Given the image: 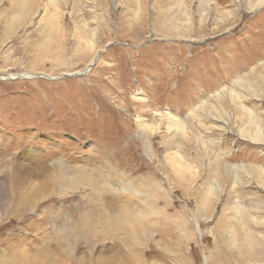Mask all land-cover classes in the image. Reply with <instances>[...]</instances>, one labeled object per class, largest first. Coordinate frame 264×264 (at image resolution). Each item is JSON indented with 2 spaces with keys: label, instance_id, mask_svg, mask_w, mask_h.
<instances>
[{
  "label": "rangeland",
  "instance_id": "374dc122",
  "mask_svg": "<svg viewBox=\"0 0 264 264\" xmlns=\"http://www.w3.org/2000/svg\"><path fill=\"white\" fill-rule=\"evenodd\" d=\"M253 4L0 0V264L264 261V4ZM27 71L38 73L19 76ZM18 133L34 154L6 149ZM42 158L136 178L140 193L122 192L142 223L136 237L114 213L108 232L82 237L88 211L103 228L87 187L31 177L18 196L14 165Z\"/></svg>",
  "mask_w": 264,
  "mask_h": 264
},
{
  "label": "bare ground",
  "instance_id": "6f19581e",
  "mask_svg": "<svg viewBox=\"0 0 264 264\" xmlns=\"http://www.w3.org/2000/svg\"><path fill=\"white\" fill-rule=\"evenodd\" d=\"M251 2H254L253 7L254 6H260V5L264 4V0H250V3ZM177 26L178 25H176V23L173 20H171L170 22L168 21V23H167V29L170 30V31L171 30L174 31V29H176ZM49 31H51V30H49ZM176 32H177V30H176ZM93 34H92V38L94 36ZM95 56H96V54H94V56L92 57L91 61L89 62V64L87 65V67L84 70H82L80 72H77L76 74L77 75H79V74L80 75L87 74L88 69L91 68V65L90 64L96 59ZM36 59H40V58L39 57H36ZM37 73L38 72H36V71H27V72H25V73H23L22 75H19V76L20 77H29L30 78V77L35 76ZM63 75L64 76L65 75L71 76V75H75V72H71V73H68V74L67 73L66 74L64 73L61 76H63ZM61 76H59V77H61ZM12 78H14V77H12ZM56 78H58V77H55V79ZM240 83H241V81H238V84H240ZM249 115H251V114H249ZM162 117H165L166 119H168V122L170 124L169 125L170 127L173 126V124H172V122H173L172 121V118L174 116H172L171 113L166 112L164 115H162L160 117V119ZM138 118H139V115L137 114L136 120H138ZM138 125L141 128V127H143L145 125V123L143 124V123H141L139 121L138 122ZM176 127L177 128H180V125H176ZM144 128H146V127H144ZM20 132H21V130H20ZM142 132H143V130H142ZM258 135H260V134H258ZM254 136H257V135H254ZM144 137H145V141H144L145 148H144V150L146 151V154H148L149 156H151L152 154H151L150 141H149L148 136L146 134H145ZM24 142H25V136H24V134L18 133V136H16L15 139H14V141H13V143H11L12 146H9V144L7 143L6 149L9 150L10 148L13 147V148H15L18 151V153H21V155L26 156V157H29L30 153L32 154L33 151H30L29 149H27L25 147V143ZM100 148H101V146H100ZM106 148H108V147H106ZM111 148H112L111 151H113V150H116L117 151L120 147H119V144H115V145H112ZM53 153L54 154L56 153V155L58 154V152H53ZM53 153L44 154V157L45 156H53ZM61 155H59V156L61 157ZM66 155L68 157H70V155L68 153ZM113 157L115 158V153L113 154V156L111 158H113ZM111 158L110 159H104V160L106 162L107 161L112 162V161H110V160H113ZM169 160H170V158H169ZM8 163H10V161ZM34 164L35 165L32 166L31 164H27V163H23V162L22 163H16L14 165V171L11 169L13 171V175L11 177V185L10 186L11 187H14L13 190H14V192L18 193L17 194L18 196H19V194H21V189H23L22 186H24V184H26L31 177H39L42 180V183L45 182V181L46 182H53L52 178L54 177V178L57 179L58 185L59 184L65 185L68 189H71V190H75V189L80 188V187H83V188L87 187L90 191H92V194L91 195L97 201V203L99 205V211H100V216H101V218L99 219V221H100V224H101V226L103 228H102V230H100L99 232H97V229L95 228V226L93 224V221L91 220V219H93L95 217V215H93L94 214L93 212L88 211V212L85 213V215H82L81 216V219L82 220L80 222H82V230H83L82 237H84L86 241H90V238L91 237H92L93 240L96 238L97 233H105V232H108L107 227H106V224L108 222L107 220H108L109 216L112 213H114V216H113L114 218H116V219L124 222L123 226H124V228H127V233L131 235L130 237L131 238H135L136 237V233H138V232H136V230L142 225V223L139 220L140 218H137L136 216H134L133 213L128 209V207L126 205L127 203H125V201H128L129 200V197L127 195H122V192H124V190H126V191L133 190V191H136V193H140L139 190L140 189H143L144 188V185L138 184L137 186H135V181L137 180L136 178L130 176L129 174H124L123 172L118 171L119 169L116 170L114 167L110 166V164L108 166L107 163H106V165H102L100 163L99 166L96 167V169H90V171L92 173H89V171L86 168H83V167H71V166H69V163L66 162L63 158H61V159H55V160L51 161V163L45 162L44 159L42 158V159L38 160L37 162H35ZM177 164H178L177 166H180L181 165L180 163H177ZM1 166L2 165H0V167ZM226 167L227 168H231V167H234V166H230V165L226 164ZM68 175L70 177H68V179L65 180V177L68 176ZM134 186L135 187H138L139 189L135 188ZM209 194L211 195L212 193H209ZM90 198H91V196L88 197V200H91ZM235 202H237V201H235ZM241 206H243V205H241ZM105 208H107L108 211L106 212V214L104 216V211L106 210ZM115 210H116V212H114ZM238 211L240 212L242 210H238L237 209L236 212H238ZM247 211L248 210H246V212ZM136 215H137V213H136ZM242 222H244V221L242 220ZM78 225H70V226H67L65 228V230H63V232L60 234L61 235V240L63 239L67 243V246L68 247L70 246L69 241L71 240V237L73 235L74 230H75V233L77 234V226ZM114 225H115V223H112V228L113 229H114ZM75 227H76V229H75ZM88 236H90V237H88ZM250 239H254V237L251 236ZM248 255L251 256L252 255V251H249L248 252ZM106 262H107V264H110L113 261H111V259H107ZM128 263L131 264L130 263V260L128 261ZM61 264H65V262H61ZM258 264H264V261H260Z\"/></svg>",
  "mask_w": 264,
  "mask_h": 264
}]
</instances>
